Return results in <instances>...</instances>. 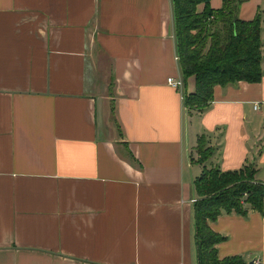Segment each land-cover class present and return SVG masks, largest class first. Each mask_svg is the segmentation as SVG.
I'll use <instances>...</instances> for the list:
<instances>
[{
	"label": "crops",
	"instance_id": "1",
	"mask_svg": "<svg viewBox=\"0 0 264 264\" xmlns=\"http://www.w3.org/2000/svg\"><path fill=\"white\" fill-rule=\"evenodd\" d=\"M237 1L263 77L188 115L171 0H0V264H197L199 138L264 184V0ZM210 226L220 259L264 264V212Z\"/></svg>",
	"mask_w": 264,
	"mask_h": 264
},
{
	"label": "trees",
	"instance_id": "2",
	"mask_svg": "<svg viewBox=\"0 0 264 264\" xmlns=\"http://www.w3.org/2000/svg\"><path fill=\"white\" fill-rule=\"evenodd\" d=\"M210 2L171 0L181 92L188 115L209 109L215 87L258 83L263 77L261 19H239L241 1L225 0L217 12ZM200 4L205 5L201 14L197 12ZM205 146L207 141L200 137L196 150L201 158L191 160L202 169L194 182L197 264H246L240 256L219 258L218 246L227 238L210 224L224 214L248 218L251 212L263 213L264 184L257 179L254 164L226 172L207 165L215 149L208 146L203 150Z\"/></svg>",
	"mask_w": 264,
	"mask_h": 264
},
{
	"label": "rangeland",
	"instance_id": "3",
	"mask_svg": "<svg viewBox=\"0 0 264 264\" xmlns=\"http://www.w3.org/2000/svg\"><path fill=\"white\" fill-rule=\"evenodd\" d=\"M197 145H198V143H197ZM196 147H197V146H196ZM207 148H208V145L205 146V147L203 148V150H207ZM192 156L194 157V159H199V158H201V157L199 156V154L197 153L196 148H195V150L192 152ZM207 165H209V164H207ZM200 171H201V170L199 169V167H198L197 165L193 164V168H192L193 178H196V175L199 174Z\"/></svg>",
	"mask_w": 264,
	"mask_h": 264
},
{
	"label": "built area",
	"instance_id": "4",
	"mask_svg": "<svg viewBox=\"0 0 264 264\" xmlns=\"http://www.w3.org/2000/svg\"><path fill=\"white\" fill-rule=\"evenodd\" d=\"M176 59L178 60V57ZM168 84L171 87H173V88H175V89H177L179 91H181L182 90V87H183L182 80H176V79H173V78L168 79Z\"/></svg>",
	"mask_w": 264,
	"mask_h": 264
},
{
	"label": "water",
	"instance_id": "5",
	"mask_svg": "<svg viewBox=\"0 0 264 264\" xmlns=\"http://www.w3.org/2000/svg\"><path fill=\"white\" fill-rule=\"evenodd\" d=\"M250 264H254V262H251Z\"/></svg>",
	"mask_w": 264,
	"mask_h": 264
}]
</instances>
